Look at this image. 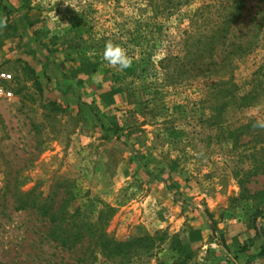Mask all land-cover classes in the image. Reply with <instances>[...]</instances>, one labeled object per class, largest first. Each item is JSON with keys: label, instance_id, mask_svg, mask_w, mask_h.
<instances>
[{"label": "rangeland", "instance_id": "374dc122", "mask_svg": "<svg viewBox=\"0 0 264 264\" xmlns=\"http://www.w3.org/2000/svg\"><path fill=\"white\" fill-rule=\"evenodd\" d=\"M217 1L25 0L41 28L36 41L43 61L34 65L0 28V73L11 76L0 78V196L6 185L33 188L54 207L64 201V215L76 220L101 216L115 241L152 238L147 248L124 256H106L86 241L61 248L37 211L8 209L0 227L2 264H200V250L181 220L196 207L182 203L179 211L174 199L180 198L194 197L210 228L255 216L264 229V170L250 178V197L237 184L244 171L258 167L259 144L225 138L226 130L255 119L249 118L255 106H262L256 118H264V89H258L264 0H245L235 34L244 40L255 35L256 44L233 59L231 70L189 78L172 70L186 41L192 52L196 36L210 25L212 13L206 24L197 10ZM109 40L127 50L131 67L119 71L102 59ZM85 64L94 72L78 83L68 73ZM117 87L133 90L131 109L117 107L109 92ZM254 88L252 104L238 106ZM173 176L187 190L165 197L158 184L168 190Z\"/></svg>", "mask_w": 264, "mask_h": 264}, {"label": "trees", "instance_id": "16d2710c", "mask_svg": "<svg viewBox=\"0 0 264 264\" xmlns=\"http://www.w3.org/2000/svg\"><path fill=\"white\" fill-rule=\"evenodd\" d=\"M215 4H206L201 9H198V12L196 11L195 17H198L200 21H206V24L209 19L207 17H210L211 13L213 17L212 19L210 18V25L196 36L197 42L195 43L194 50L191 52L189 48L190 42L186 41V50L183 57L175 59L172 70L178 74V77L182 74H187L188 78L199 75L221 76L232 69V61L234 58H240L251 52L255 47V35L244 40V37L240 38L239 35L235 34L238 29V23L240 22L241 24L243 18L242 13L245 10V0H218ZM205 10H207V12H205ZM207 13H209V15ZM205 15H207L206 18ZM194 22L196 23L195 19L192 24ZM190 39L191 36H188V40ZM168 61L169 60L166 62ZM262 68H264V65L259 69L260 72ZM86 71L88 74L93 73L94 67L90 64L80 65L75 67L73 72H69L68 74H73L76 81L82 83V77ZM259 77L260 82H258V89L261 91L264 89V75ZM49 80L50 78L47 77V81ZM109 92L113 96L116 95L121 98L120 103L117 105L118 108L126 109L130 107L131 109L135 105V97L132 89L117 87L110 88ZM257 95L258 92L254 88L247 94L239 97L237 105H240L241 108L247 107L252 104ZM231 97L235 98L234 96ZM230 103L231 101L227 99L225 104L217 109L218 113ZM253 123L254 120H251L247 123L240 124L234 129H228L225 132V138H248L245 143L242 142L241 145L249 143L259 144V148L255 151L256 154L261 155L260 159H256L255 161L258 167L254 170L244 171L242 176L237 180L242 195L246 197L251 196L246 187L249 182H253L250 181V178L258 175V169L264 170V131L258 129L254 130L252 127ZM110 129L111 127H108L106 132L108 133ZM115 132L116 130H114V133ZM255 153L252 154V157L256 158ZM262 191H264V189H262ZM33 192V188L27 191H21L16 186L10 187L6 185L4 187L3 193L0 196V227L2 226L3 219L7 217L6 211L8 209H11L13 212L34 210L38 212L40 217L47 220L49 224L48 230L50 231V240L61 248H73L75 245L86 241L94 248H98L106 256L114 257L124 256L129 251L136 248H147L148 242H152V238L149 236L132 238L128 241H115L104 232L103 227L105 222L101 216L98 218V222L76 220L74 215H64V201L61 200V203L54 207L52 201L48 202L46 197H39ZM105 209L109 211V213L112 211L108 206H105ZM262 210H264V208H262ZM255 218L256 217L253 216L252 219H248L246 222L255 230L256 241H258L257 252L254 257L257 259H264V229L256 226ZM211 230L214 232L216 229L212 226ZM219 241L222 247L225 248L222 237H220ZM251 260L250 258L245 264H250ZM0 264L2 263L0 262Z\"/></svg>", "mask_w": 264, "mask_h": 264}, {"label": "crops", "instance_id": "0c3cea01", "mask_svg": "<svg viewBox=\"0 0 264 264\" xmlns=\"http://www.w3.org/2000/svg\"><path fill=\"white\" fill-rule=\"evenodd\" d=\"M24 3L25 0H0V18H7V27L2 28V32L3 34L6 33L5 36L11 35L7 39L9 44L19 48L20 53L26 56L30 55L31 58L29 59L34 61V65L39 60L43 61L41 58L42 53H38L39 50L37 49L41 44L36 41L38 36L36 34H40L41 28H36L39 24L34 22L36 21L35 18H30L28 10L24 8ZM24 49L27 50L24 51ZM50 77L49 75L48 78ZM94 94V97H98L97 93ZM114 101L119 104L121 98L114 96ZM172 178L174 186L169 187L168 192L164 188L168 184H158L161 195L174 198L175 194H184L183 189L187 190L183 187L180 178L175 176ZM174 200L177 202L179 211L183 208L182 203H185V207H188L186 204H190L192 208L193 206L196 207V209L187 211L189 213L185 216L183 213L181 220L186 227L188 239L200 250L197 255L198 260L201 261L200 264H245L250 258L252 259L250 264H264V259L254 257L257 252L258 241H256L255 230L248 222L244 220L222 222L221 225L217 226V230L212 232L207 218L202 213L200 206L196 205L197 202L194 197L187 198V200L180 198L181 203H178L179 200L177 199ZM219 236L224 240L225 248L220 244Z\"/></svg>", "mask_w": 264, "mask_h": 264}, {"label": "clouds", "instance_id": "9594fccd", "mask_svg": "<svg viewBox=\"0 0 264 264\" xmlns=\"http://www.w3.org/2000/svg\"><path fill=\"white\" fill-rule=\"evenodd\" d=\"M7 27V18H0V28ZM102 59L112 68H115L119 71H124L131 67L132 58L128 55L127 50L122 47L120 44L114 43L109 40L106 42ZM261 105L255 106L249 112V118H255L252 127L254 130L264 131V118H256L257 113L261 110Z\"/></svg>", "mask_w": 264, "mask_h": 264}, {"label": "built area", "instance_id": "2783aa9c", "mask_svg": "<svg viewBox=\"0 0 264 264\" xmlns=\"http://www.w3.org/2000/svg\"><path fill=\"white\" fill-rule=\"evenodd\" d=\"M0 78H1L2 80L8 81V80L11 79V76H10V74L0 73ZM0 93H1V89H0Z\"/></svg>", "mask_w": 264, "mask_h": 264}]
</instances>
